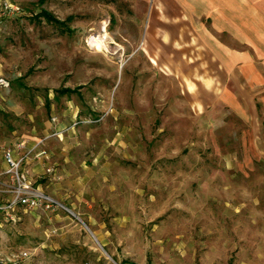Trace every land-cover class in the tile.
<instances>
[{"label": "rangeland", "instance_id": "374dc122", "mask_svg": "<svg viewBox=\"0 0 264 264\" xmlns=\"http://www.w3.org/2000/svg\"><path fill=\"white\" fill-rule=\"evenodd\" d=\"M9 1L19 11L0 23V153L26 139L31 185L62 206L0 220V256L264 264V93L255 108L184 97L195 84L152 61L162 44L143 39L144 0Z\"/></svg>", "mask_w": 264, "mask_h": 264}, {"label": "crops", "instance_id": "0c3cea01", "mask_svg": "<svg viewBox=\"0 0 264 264\" xmlns=\"http://www.w3.org/2000/svg\"><path fill=\"white\" fill-rule=\"evenodd\" d=\"M144 1L143 39L162 44L151 46L152 61L170 79L195 84L184 86V97L201 104L218 92L215 101L230 108H255L264 93V0Z\"/></svg>", "mask_w": 264, "mask_h": 264}, {"label": "built area", "instance_id": "2783aa9c", "mask_svg": "<svg viewBox=\"0 0 264 264\" xmlns=\"http://www.w3.org/2000/svg\"><path fill=\"white\" fill-rule=\"evenodd\" d=\"M18 7L9 0H0V23L3 17L17 13ZM8 86V79L0 74V89ZM30 149L25 146L23 139H18L1 148L3 168L0 169V191L7 192L6 197L0 198V220L14 222L19 218V212L27 209H52L62 204L49 194L33 187L24 167ZM27 251L21 249L17 257H26ZM15 260L3 259L0 264H13Z\"/></svg>", "mask_w": 264, "mask_h": 264}, {"label": "trees", "instance_id": "16d2710c", "mask_svg": "<svg viewBox=\"0 0 264 264\" xmlns=\"http://www.w3.org/2000/svg\"><path fill=\"white\" fill-rule=\"evenodd\" d=\"M39 15H41V16H43L45 19H47V20H53V21H57L55 18H53L52 16H51V14L50 13H48L47 11H45V10H39L38 12H36V13H34L33 14V16H35V17H38ZM63 29H65V30H69V28L68 27H63ZM73 89H71V88H69V87H63V88H57V89H55V91H57V92H59V93H69V92H71ZM226 264H230V262H227Z\"/></svg>", "mask_w": 264, "mask_h": 264}]
</instances>
